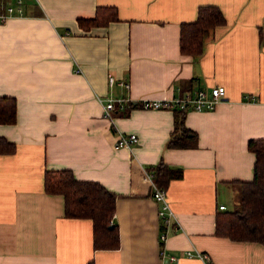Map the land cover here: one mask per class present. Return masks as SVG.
Wrapping results in <instances>:
<instances>
[{
	"label": "crops",
	"instance_id": "crops-1",
	"mask_svg": "<svg viewBox=\"0 0 264 264\" xmlns=\"http://www.w3.org/2000/svg\"><path fill=\"white\" fill-rule=\"evenodd\" d=\"M204 4L225 23L200 55L182 53L180 24ZM97 6L115 7L118 20L80 28ZM1 14L0 97L15 99L16 119L0 123L14 144L0 152V264H264L263 244L215 233L236 181L253 176L248 140L264 138V0H0ZM217 84L226 93L212 109L185 110L192 144L167 147L173 109L141 101ZM108 97L125 108L104 116ZM131 132L137 142L116 145ZM160 160L182 170L163 188L168 226L145 178ZM57 169L116 193L117 248L94 249L92 220L65 216L63 195L44 191V172Z\"/></svg>",
	"mask_w": 264,
	"mask_h": 264
},
{
	"label": "trees",
	"instance_id": "trees-1",
	"mask_svg": "<svg viewBox=\"0 0 264 264\" xmlns=\"http://www.w3.org/2000/svg\"><path fill=\"white\" fill-rule=\"evenodd\" d=\"M118 20L113 6H97L91 17L77 18L80 28L107 25ZM225 17L216 5H199L196 18L182 22L179 30V47L182 53L198 56L216 26L223 25ZM258 39L264 44V24L258 26ZM131 104V103H130ZM131 106V105H130ZM174 121L166 143L169 148L192 144L196 138L184 124L186 108L172 107ZM16 102L13 97H0V123H14ZM248 149L254 153L253 176L250 180H237L239 207L222 210L215 217V233L234 240L256 241L264 245V138H250ZM14 144L0 137V152L13 151ZM149 169L154 183L165 188L172 179L180 178L182 170L162 160ZM44 191L62 194L64 213L67 217L90 218L93 223L94 249H113L119 245V233L112 218L115 210V192L98 181L78 179L70 169L46 170L43 177ZM113 223V227L109 225ZM88 264H92L90 261Z\"/></svg>",
	"mask_w": 264,
	"mask_h": 264
},
{
	"label": "built area",
	"instance_id": "built-area-1",
	"mask_svg": "<svg viewBox=\"0 0 264 264\" xmlns=\"http://www.w3.org/2000/svg\"><path fill=\"white\" fill-rule=\"evenodd\" d=\"M20 3V1L18 2ZM20 8V7H18ZM8 12H12V7H8ZM8 13V14H9ZM1 18L5 17V14L0 15ZM109 84H112L114 81V77L112 75L108 76ZM226 89L224 85L217 84L211 87L210 92L207 93L204 89H197L194 92H184L182 95L177 97H172L170 99H152V100H142L140 105L143 108H154V109H160V108H172L175 106L186 108L188 104H192L194 109L196 110H205V109H212L217 102L225 95ZM125 108V100L121 97L119 98H113L108 97L105 99V102L103 104V115L106 117L111 116V112L114 109H124ZM138 137L136 133H119L116 139V145L117 146H130L132 143L137 142ZM145 178L150 180L152 184V197L155 199V201L158 203V216L161 220V223L165 226H168L171 222L172 218V212L169 206V202L166 198V191L165 189L157 186L153 179L152 175L149 172H146ZM219 208H225L223 204L219 206ZM166 238L165 232L162 230L159 235V239L161 242H163ZM161 256H164L166 254V251L164 248H161ZM187 254L191 255L190 251H187ZM201 258L208 260V255L197 253ZM169 260H174V255H169L167 257Z\"/></svg>",
	"mask_w": 264,
	"mask_h": 264
},
{
	"label": "rangeland",
	"instance_id": "rangeland-1",
	"mask_svg": "<svg viewBox=\"0 0 264 264\" xmlns=\"http://www.w3.org/2000/svg\"><path fill=\"white\" fill-rule=\"evenodd\" d=\"M228 209H236L239 207V194L235 193V196L233 194V197L231 196L229 199H226ZM158 213V210H157Z\"/></svg>",
	"mask_w": 264,
	"mask_h": 264
},
{
	"label": "water",
	"instance_id": "water-1",
	"mask_svg": "<svg viewBox=\"0 0 264 264\" xmlns=\"http://www.w3.org/2000/svg\"><path fill=\"white\" fill-rule=\"evenodd\" d=\"M109 227L112 228L113 227V224H110Z\"/></svg>",
	"mask_w": 264,
	"mask_h": 264
}]
</instances>
